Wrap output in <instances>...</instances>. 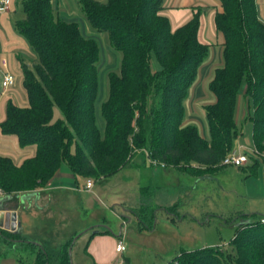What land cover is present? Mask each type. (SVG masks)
<instances>
[{"label": "trees", "instance_id": "obj_1", "mask_svg": "<svg viewBox=\"0 0 264 264\" xmlns=\"http://www.w3.org/2000/svg\"><path fill=\"white\" fill-rule=\"evenodd\" d=\"M92 29L106 33L119 66L107 74L96 122L100 48L78 24L54 18L51 0H21L24 18L16 28L35 59L22 64L27 105L6 101L0 133L16 138L34 154L16 164L0 155V188L5 196L30 194L46 186L61 164L74 176L98 180L117 173L136 152L153 163L204 176L221 169L238 136L236 107L243 86L251 112V140L264 161V23L255 0H219L213 16L223 36L222 64L213 70L205 105L208 136L183 124L185 100L209 53L198 39L200 11L176 27L164 14L166 0H78ZM1 93V89H0ZM59 115H55V109ZM259 159L254 157L251 167ZM244 219L229 245L182 251L165 264H264V222ZM0 239L18 242L35 254L31 264H52L47 249L19 230L0 227ZM63 246L58 264H70ZM20 259V258H19Z\"/></svg>", "mask_w": 264, "mask_h": 264}, {"label": "rangeland", "instance_id": "obj_2", "mask_svg": "<svg viewBox=\"0 0 264 264\" xmlns=\"http://www.w3.org/2000/svg\"><path fill=\"white\" fill-rule=\"evenodd\" d=\"M90 28L91 37L100 45V60L109 49L117 56L119 66L120 55L110 46L107 34ZM100 60L97 64L96 122L102 130L104 120L99 106L107 97V73L114 71L115 67L112 66L104 78ZM102 79L105 94L100 98ZM199 106L201 111L196 118L207 137L205 110ZM55 115H59L57 108ZM194 125L201 131L199 124ZM250 131L247 137L251 139ZM245 144L250 158L255 150L253 143ZM256 157L259 161L255 167H251V157L244 166L223 165L214 173L198 176L161 167L152 163L144 153L136 152L117 173L92 180L93 192L87 190L72 194V203L66 207L63 198L51 199L47 208L43 203L45 196L37 203L35 199L25 200L34 212L28 215L34 221L28 229L32 240L46 247L52 264L59 257L60 244L66 240H71L68 247L70 264H91L86 246L93 232L89 227L96 223L111 230L115 238H123L126 249L118 254L122 264H165L182 251L209 246L231 254L229 242L238 223L247 218L256 220L264 217V161L260 156ZM76 184L85 186V179L77 176ZM5 206L2 203L3 210ZM45 210L50 218L58 219L54 233L44 230L34 220L44 212L46 214ZM8 243L6 251L16 253L24 260L30 258L27 249L18 245L12 248L13 245ZM5 245L0 239V250Z\"/></svg>", "mask_w": 264, "mask_h": 264}, {"label": "crops", "instance_id": "obj_3", "mask_svg": "<svg viewBox=\"0 0 264 264\" xmlns=\"http://www.w3.org/2000/svg\"><path fill=\"white\" fill-rule=\"evenodd\" d=\"M165 3L166 9L164 14L169 17L174 29L189 20L193 13L200 11L198 39L200 42L208 45L209 53L205 61L199 67L197 77L189 89L188 97L185 100V116L183 124L195 123L202 127L196 118V115H198L201 111L199 105H201L204 110L205 105L214 101L212 93L208 90V83L212 78L213 70L222 64L223 36L219 31L216 30L213 21L214 13L216 11H221L220 2L219 0H166ZM255 3L258 18L264 23V0H255ZM51 5L54 18L66 22L77 23L85 37L93 38L91 37V28L89 24H87L88 22L86 23V20H84L78 0H51ZM23 18L24 12L22 10L21 0H9L8 9L3 11L0 10V77L5 71H10L15 76V84L11 88L7 89L4 93H0V121H2L5 117L6 101L8 98H11L13 102L19 106L27 105L26 92L22 84L23 75L21 66L22 64L31 66L32 61L35 59V55L33 54L25 38L18 33L16 28V23ZM97 43L99 45L98 41ZM4 60H6V66L3 65ZM116 60L117 56H115L111 50L108 49L104 52L100 60V70L102 73H104V78L112 66L115 67L114 71L117 70L118 65ZM100 90V98H102V96L105 94V83L103 82V79ZM250 112L251 108L249 99L245 92V86H243L237 100L236 123L238 127V136L234 145H246L245 143L252 144L251 139L247 137L248 130H251V122L249 120ZM102 126L104 127L103 124ZM200 133L206 138L203 127ZM249 134H251V131ZM34 151L35 148L32 146L19 148L14 136H4L0 133V155L11 157L16 164L33 155ZM76 182L77 177L71 173L65 164H61L53 179L43 188H39L30 194L24 193L17 196L11 195L6 199H4L5 196H0V200L3 199L2 203H5L6 205L4 210L16 212V221L19 225L18 229L20 234L23 237L32 240V235L30 234V229H28V226H31L34 221H31L28 215L30 213L33 215L34 212L32 211L33 207L25 203V200L35 199V203H37L41 201L39 198L42 199V197L45 196L43 203L45 208H47V203H49L51 199L56 200L63 198L64 207H66L69 202L72 203V194L81 193V191H87L85 186H78ZM93 189L94 186L92 185L88 192H93ZM41 208L42 207H40V210ZM74 213H77V211H74ZM35 219L41 228L46 231L49 230L52 233L55 231L56 224L59 223L57 218H50L47 211L46 214L44 212L41 216L34 218V220ZM89 230L93 232L91 233L87 243L86 252L90 256L91 264H122V261H119L118 259V254H122L125 250L122 253H118L115 251V247L118 240H123V238H115V236L111 233V230L107 229L100 223H96L92 227H89ZM119 235H121V233ZM67 241L68 240L60 244L61 247L59 251V257L54 262V264L59 263L62 246ZM4 242L7 246L5 245L4 249L0 250V264L33 263L35 254L28 252L30 258L24 260L16 253H9L5 249V247L9 246L8 242L13 245L12 248H14L16 245H18L20 248L21 245L18 242L6 240H4ZM13 251L15 250L13 249Z\"/></svg>", "mask_w": 264, "mask_h": 264}, {"label": "built area", "instance_id": "obj_4", "mask_svg": "<svg viewBox=\"0 0 264 264\" xmlns=\"http://www.w3.org/2000/svg\"><path fill=\"white\" fill-rule=\"evenodd\" d=\"M9 0H0V10H7L8 9ZM3 65L6 66V60L3 61ZM15 84V76L10 71H5L2 76L0 77V89L1 93H4L7 89L11 88ZM253 155L252 158L259 156V153L254 150L252 151ZM250 157V158H251ZM247 155V146L238 144L234 148H232L223 158L222 164L239 167L244 165L250 159ZM155 164V162H153ZM161 167H164L163 164H159ZM93 185V181L91 179H87L85 182V188L89 190ZM0 196H5L4 191L0 188ZM262 222H264V217H262ZM125 250V243L122 239H119L115 251L118 253H122Z\"/></svg>", "mask_w": 264, "mask_h": 264}, {"label": "water", "instance_id": "obj_5", "mask_svg": "<svg viewBox=\"0 0 264 264\" xmlns=\"http://www.w3.org/2000/svg\"><path fill=\"white\" fill-rule=\"evenodd\" d=\"M10 196H5L4 199L9 198ZM2 200H0V227L8 229L9 231L19 230L18 222L16 221V212L7 211L2 209ZM70 255V250H69Z\"/></svg>", "mask_w": 264, "mask_h": 264}]
</instances>
